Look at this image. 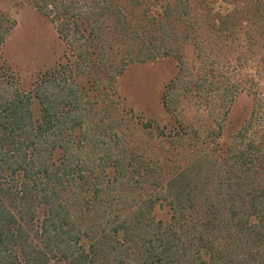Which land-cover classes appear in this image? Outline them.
Returning a JSON list of instances; mask_svg holds the SVG:
<instances>
[{
	"label": "trees",
	"instance_id": "trees-1",
	"mask_svg": "<svg viewBox=\"0 0 264 264\" xmlns=\"http://www.w3.org/2000/svg\"><path fill=\"white\" fill-rule=\"evenodd\" d=\"M31 2L55 24L69 59L32 87L17 84L1 60L16 22L0 11V264H264L258 90L257 111L229 143L221 123L218 132L173 131L185 148L171 158L130 147L121 130L129 122L113 115L123 70L162 58L180 66L162 94L168 112L179 109L182 96L218 97L214 88L199 94L207 68L204 76L191 70L185 45L194 43L216 76L225 54L218 55L215 39L207 50L204 27L215 35L218 25L231 30L264 0H234L224 14L214 13L212 0L197 1L201 11L193 0ZM239 88L225 84L224 116ZM187 150L194 155L186 163Z\"/></svg>",
	"mask_w": 264,
	"mask_h": 264
},
{
	"label": "rangeland",
	"instance_id": "rangeland-1",
	"mask_svg": "<svg viewBox=\"0 0 264 264\" xmlns=\"http://www.w3.org/2000/svg\"><path fill=\"white\" fill-rule=\"evenodd\" d=\"M197 1L200 0H193V5L201 11L202 5ZM252 6L254 9L257 4ZM212 7L214 13L224 14L234 10L235 4L234 0H212ZM0 11L16 22L2 46L1 60L17 84L25 89L32 87L49 71L68 61L65 40L59 36L51 19L39 11L31 0H0ZM253 12L248 17L239 13L235 24L229 27L233 30L232 34L223 25L217 26L216 35L211 25L204 27L207 50L210 51L215 39L218 44L216 52L218 55L225 54V58L222 57L218 63V69L216 67V76L210 73L208 65L198 56L194 43L185 45V59L191 70L204 76L202 68H207V78L200 82L202 89L199 94L204 96L214 88V92L220 95L218 97L207 93L208 97L189 102L182 96L181 103L177 105L179 109L168 112L163 105L162 94L166 84L179 71L177 58L133 63L123 70L114 86V99L119 104L113 115L121 123L129 122L128 129L121 130L127 136L130 147H150L149 151L171 158L172 154L185 148L174 143L173 131L185 133L187 129L190 135L193 128L218 132L219 123L223 126V140L227 143L232 140L246 119L257 111L256 99L260 97L254 96L253 92L258 90L259 95L264 97V7L257 13ZM227 83L238 84L242 92L224 116L226 96L223 94ZM181 87L184 93L185 87ZM219 87L223 89L219 90ZM207 103L210 104L208 107L205 106ZM180 106L185 109L181 110ZM257 115L262 114L258 111ZM183 138L187 143V135ZM187 151L190 157L186 158V163L194 155V152ZM165 214V211L158 212L159 217H165Z\"/></svg>",
	"mask_w": 264,
	"mask_h": 264
}]
</instances>
